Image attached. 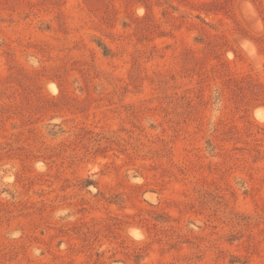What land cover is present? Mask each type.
<instances>
[{"label":"rangeland","instance_id":"rangeland-1","mask_svg":"<svg viewBox=\"0 0 264 264\" xmlns=\"http://www.w3.org/2000/svg\"><path fill=\"white\" fill-rule=\"evenodd\" d=\"M0 264H264V0H0Z\"/></svg>","mask_w":264,"mask_h":264}]
</instances>
